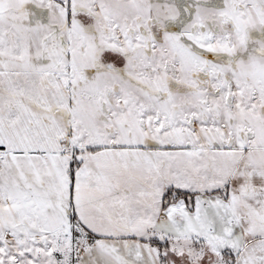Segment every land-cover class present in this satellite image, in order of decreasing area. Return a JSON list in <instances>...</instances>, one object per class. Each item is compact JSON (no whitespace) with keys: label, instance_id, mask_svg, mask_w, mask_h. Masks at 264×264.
Segmentation results:
<instances>
[{"label":"snow or ice","instance_id":"1","mask_svg":"<svg viewBox=\"0 0 264 264\" xmlns=\"http://www.w3.org/2000/svg\"><path fill=\"white\" fill-rule=\"evenodd\" d=\"M0 264H264V0H0Z\"/></svg>","mask_w":264,"mask_h":264}]
</instances>
